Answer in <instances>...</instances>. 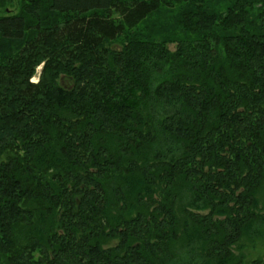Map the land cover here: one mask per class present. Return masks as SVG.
Listing matches in <instances>:
<instances>
[{
  "label": "trees",
  "instance_id": "trees-1",
  "mask_svg": "<svg viewBox=\"0 0 264 264\" xmlns=\"http://www.w3.org/2000/svg\"><path fill=\"white\" fill-rule=\"evenodd\" d=\"M6 3L0 264H245L264 224V0Z\"/></svg>",
  "mask_w": 264,
  "mask_h": 264
},
{
  "label": "rangeland",
  "instance_id": "rangeland-1",
  "mask_svg": "<svg viewBox=\"0 0 264 264\" xmlns=\"http://www.w3.org/2000/svg\"><path fill=\"white\" fill-rule=\"evenodd\" d=\"M7 3L5 4V11L7 13H16L19 8V0H5ZM219 4V2H217ZM4 8V7H3ZM169 14L159 13L155 16V18L151 21V25L156 28L163 30L165 29L164 25L156 24L155 21L168 17ZM115 47H119L117 44L113 45ZM170 48H173V44L169 45ZM41 71V64L36 67L35 73L33 74L31 80L36 81ZM62 83L64 85H68L67 80H63ZM260 207H262V212L264 213V190L259 194ZM262 233L260 236L254 238L252 241L242 240L241 250L237 252H242L244 255V263L248 264L249 262L257 259L264 260V224L261 227Z\"/></svg>",
  "mask_w": 264,
  "mask_h": 264
}]
</instances>
